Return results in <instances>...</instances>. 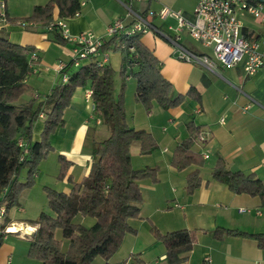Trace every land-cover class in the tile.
I'll return each mask as SVG.
<instances>
[{
	"label": "crops",
	"instance_id": "obj_1",
	"mask_svg": "<svg viewBox=\"0 0 264 264\" xmlns=\"http://www.w3.org/2000/svg\"><path fill=\"white\" fill-rule=\"evenodd\" d=\"M0 1L5 3L6 17L13 19H23L32 14L36 5L48 2ZM180 2L185 0H151L150 7L155 10L165 4L183 9L187 16H191L197 0H186L184 7L180 6ZM125 13L126 7L121 0H86L79 13L68 18L59 17V8H54V18L65 19L73 36L82 31H92L104 41L109 38V24ZM240 18L247 36L264 38V22L248 12L242 13ZM0 28L10 41L35 47L37 58L33 59L34 71L27 82L33 92L40 95V99L44 98L62 80L59 64L71 60L75 42H56L47 28L40 24L27 27L6 18L0 20ZM187 38L192 37L186 31L182 32L181 40L189 46L191 43ZM141 39L159 58L162 74L172 82L177 92L185 94V99L167 109L155 103L152 110L147 111L137 100L132 106L134 113L130 125L151 131L158 141V148L148 154L141 153L139 145L138 153L131 154L133 165L157 166L158 180L140 181L143 195L140 214L129 219L136 232L125 235L110 260L129 261L131 254L138 253L147 264H170L165 244L150 230L153 224L162 232L177 228L191 230L193 247L187 253V258L177 264H264V247L256 239L235 235L218 239L213 233L218 226L264 233L263 198L244 192L236 193L212 175L217 160L221 158L229 169L252 173L264 182V65L254 74H246L241 64L230 68L219 64L215 71H210L200 64L179 59L171 42L155 32H147ZM91 61H104L116 70L115 93H119L124 86V93L125 89L126 93L129 90V96L125 93L126 104L132 105L137 81L128 73L125 77L121 75V51L104 46L97 56L86 58L81 64ZM88 89V84L75 89L70 104L64 109V123L50 137L53 152L63 154L70 162L66 176L60 178L61 187H58L65 192L72 187L70 178L79 181L89 173L92 139L109 134L107 126L94 109L93 100L86 97ZM190 91L192 95L188 94ZM24 96L27 100L31 93H24L21 97ZM190 122L198 126L201 132L191 146L205 159L200 166L201 185L192 193L187 191V175L197 165L179 170L172 164L176 146L190 135ZM43 127L44 117L39 116L33 126L34 140L41 138ZM204 154H208V157ZM209 158L213 160L208 166ZM10 218L7 225L9 230L11 226L16 230L7 233L3 231L4 228L0 230V264H47L29 254L30 240L37 229V223L30 221L34 218ZM75 219L86 225L94 222L92 218L82 215H77ZM67 245L68 240L63 238V248ZM104 262L105 259L98 256L93 264Z\"/></svg>",
	"mask_w": 264,
	"mask_h": 264
},
{
	"label": "trees",
	"instance_id": "obj_2",
	"mask_svg": "<svg viewBox=\"0 0 264 264\" xmlns=\"http://www.w3.org/2000/svg\"><path fill=\"white\" fill-rule=\"evenodd\" d=\"M256 2L258 0H250ZM264 1V0H263ZM145 6L150 7L151 0ZM59 8V17L68 18L81 10L80 0H48L36 5L32 14L23 19L8 18L27 27L40 24L47 28L56 42H66L57 24H50L54 18V8ZM142 34L117 33L109 36L102 44L123 54L121 75L130 69L136 78L135 99L147 111L155 103L165 109L179 105L185 94L174 92L172 82L161 72V62L141 39ZM35 47L14 43L0 28V207L5 211L0 218V230L11 221L9 211L17 203L19 185H31L40 161L54 149L51 134L64 123V109L70 104L78 86L88 84L92 90L91 99L102 122L109 129L106 137L92 139V160L89 173L79 181H73L70 191L46 186L50 212L42 211L37 219V229L30 240L29 254L47 264H93L96 257L105 259L104 264H147L138 253H133L129 261L112 262L110 258L119 249L125 235L136 232L129 223L131 217L140 214L143 200L140 181L158 180L157 166L135 167L132 163L131 146L139 142L140 152L152 153L158 148V141L151 131L136 128L127 122L124 86L115 93V69L109 63L91 61L75 66L71 60L62 68V80L44 98L33 92L27 82L33 69L30 57ZM67 80H63V75ZM31 96L18 102L24 93ZM188 94H193L190 91ZM44 113V127L39 140L33 139L35 120ZM190 135L180 142L173 153L172 164L177 169L197 165L187 175V191L192 193L201 185L200 166L205 163L200 152L191 145L201 134L200 128L190 122ZM23 140V145H20ZM59 178L66 176L70 162L59 154ZM27 168L26 182L20 175ZM212 175L228 185L236 193L260 195L264 200V182L254 174L242 170L229 169L219 158ZM94 217V222L86 225L76 221V216ZM153 234L165 244L170 264H177L187 258L193 247L194 236L188 228H177L162 232L152 224ZM58 232L60 236H58ZM215 237L225 235L248 236L264 247V233L248 232L218 226ZM0 231V238H1ZM68 240L64 249L62 239Z\"/></svg>",
	"mask_w": 264,
	"mask_h": 264
},
{
	"label": "built area",
	"instance_id": "obj_3",
	"mask_svg": "<svg viewBox=\"0 0 264 264\" xmlns=\"http://www.w3.org/2000/svg\"><path fill=\"white\" fill-rule=\"evenodd\" d=\"M147 0H121L126 7L123 17L117 18L107 27V35L117 33L145 34L155 32L167 39L174 46L177 57L183 61L197 63L210 71H215L218 65L227 68L241 64L246 74H254L264 65V38H251L243 31V22L240 15L250 13L257 20L264 22V1L250 0H197L192 15L187 16L183 9L162 5L155 9L146 8L143 4ZM81 5L86 0H80ZM135 4H139L138 7ZM77 12L76 14H78ZM170 17L176 19V24H169L162 28L160 22ZM6 19L5 3L0 1V20ZM24 24V22H23ZM57 24L62 34L75 42L72 64L79 66L82 61L91 56H97L104 43L102 37L92 31H82L72 35L65 19H57L50 26ZM186 31L190 37L199 41L203 46L211 49V53H200L182 42V32ZM35 51L31 52V59L37 58ZM105 60V59H104ZM100 64L104 61H98ZM66 62L61 61L59 70L64 68ZM63 80L67 76L63 75ZM92 90L86 91L87 99L91 98ZM43 117L44 113L41 112ZM223 121V118L221 119ZM203 139V136H200ZM23 145V140H20ZM208 157V154H204ZM4 207H0V218ZM6 226L5 233L11 231Z\"/></svg>",
	"mask_w": 264,
	"mask_h": 264
},
{
	"label": "rangeland",
	"instance_id": "obj_4",
	"mask_svg": "<svg viewBox=\"0 0 264 264\" xmlns=\"http://www.w3.org/2000/svg\"><path fill=\"white\" fill-rule=\"evenodd\" d=\"M185 2H180V6L184 7ZM135 6L138 7L139 4H135ZM143 6L144 7L147 6L146 3H144ZM153 6H154V3H153ZM169 24H176V19L170 17L169 19L165 20V23H161V26L162 28L166 29L167 25ZM186 40H188L191 43L189 47L193 50H196V51L198 50V52L199 51H207L209 53L211 52L210 48L203 47L200 42L194 40L193 38H187ZM127 73L131 77H133L130 69L127 70ZM126 82H129V81L126 80ZM125 88H126V85H125ZM174 92L178 93L176 89ZM125 93H126V89H125ZM126 94L127 96H129V90ZM21 101L22 102L25 101V96L21 97L18 100V102H21ZM135 102H136V99L134 96H132V102H131L132 105H129L128 102L126 104V97H125V106H126V112H127L126 119H127V122H129V124H132V113H134V109L132 106L133 104H135ZM107 130L109 129L107 128ZM138 147H139V142L135 141L131 146V154L138 153L139 151ZM53 150L49 151L48 155L40 161L38 165V170L34 177V182L29 186L28 185L25 186L23 184L19 185V190L17 193L18 194L17 203L10 208V211H9L10 216L14 218L33 217L34 219H37L42 211L50 212V208L48 205V197L46 193L47 191L45 187L49 186L55 189H58V187H61L60 186L61 179L58 177V174L57 176H55L56 171L57 170L59 171V165H58L59 155L58 153L53 152ZM212 160H213L212 158H209V160L207 161L208 166L212 163ZM26 179H27V168H24L20 175V181L24 183L26 182ZM2 206L4 207V211H5V206L4 205ZM88 218H92L93 221L95 219L94 217H91V216H88ZM11 227L13 228V226ZM58 235L60 234L58 233Z\"/></svg>",
	"mask_w": 264,
	"mask_h": 264
},
{
	"label": "bare ground",
	"instance_id": "obj_5",
	"mask_svg": "<svg viewBox=\"0 0 264 264\" xmlns=\"http://www.w3.org/2000/svg\"><path fill=\"white\" fill-rule=\"evenodd\" d=\"M16 226H17V225H16ZM13 229L16 230V228H15L14 226H13V228L11 227V230H13Z\"/></svg>",
	"mask_w": 264,
	"mask_h": 264
}]
</instances>
